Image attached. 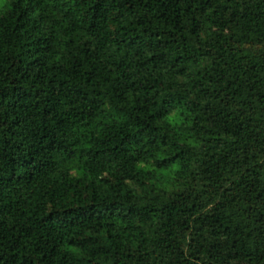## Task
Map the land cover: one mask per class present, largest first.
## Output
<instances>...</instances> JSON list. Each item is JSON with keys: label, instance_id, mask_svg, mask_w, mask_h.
I'll return each instance as SVG.
<instances>
[{"label": "trees", "instance_id": "1", "mask_svg": "<svg viewBox=\"0 0 264 264\" xmlns=\"http://www.w3.org/2000/svg\"><path fill=\"white\" fill-rule=\"evenodd\" d=\"M0 264H264V0H4Z\"/></svg>", "mask_w": 264, "mask_h": 264}, {"label": "rangeland", "instance_id": "2", "mask_svg": "<svg viewBox=\"0 0 264 264\" xmlns=\"http://www.w3.org/2000/svg\"><path fill=\"white\" fill-rule=\"evenodd\" d=\"M3 1H4V0H0V7H1V5H2Z\"/></svg>", "mask_w": 264, "mask_h": 264}]
</instances>
